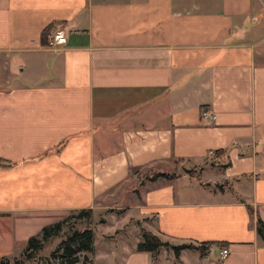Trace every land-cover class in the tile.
<instances>
[{
    "label": "crops",
    "instance_id": "1",
    "mask_svg": "<svg viewBox=\"0 0 264 264\" xmlns=\"http://www.w3.org/2000/svg\"><path fill=\"white\" fill-rule=\"evenodd\" d=\"M83 208L92 264H264V0H0V257Z\"/></svg>",
    "mask_w": 264,
    "mask_h": 264
},
{
    "label": "trees",
    "instance_id": "2",
    "mask_svg": "<svg viewBox=\"0 0 264 264\" xmlns=\"http://www.w3.org/2000/svg\"><path fill=\"white\" fill-rule=\"evenodd\" d=\"M191 169H186L190 171ZM191 172V171H190ZM177 175L176 171L172 172H155L149 179H155L159 176L172 178ZM91 209H80L79 214L83 215L86 220V225L78 228L75 226H68V229L63 234L64 237L60 238L58 244L50 252L48 263L49 264H92L91 259L87 256L86 252L91 251L93 247V229L91 227L90 213ZM65 219L56 220L53 223L44 225L40 232L35 235H30L27 238L25 247L22 250V257H14L10 260L6 256L0 257V264H23V259H35L37 253L44 247V243L59 235ZM257 232L264 237V222L257 219L256 222ZM166 247L171 248L175 255H178L180 249L185 247H200L192 242H183L174 244L167 240H162L159 236L151 231L141 228V238L136 244L137 250L151 251L153 256L159 249Z\"/></svg>",
    "mask_w": 264,
    "mask_h": 264
},
{
    "label": "rangeland",
    "instance_id": "3",
    "mask_svg": "<svg viewBox=\"0 0 264 264\" xmlns=\"http://www.w3.org/2000/svg\"><path fill=\"white\" fill-rule=\"evenodd\" d=\"M181 164H182V162H179V163L177 162V167H178L177 169L178 170L182 169L181 167H183V165H181ZM191 168L194 169L193 167H191ZM196 168L198 169L199 167H196ZM151 173L152 172H146L144 170H142V171L138 170L136 172H131L130 179L129 178L128 179L131 180L132 178H134V176L135 177L138 176V177H141V178H145L148 175H150ZM111 210H109V211H111ZM79 212H80V210L69 211V212H67L66 215H64L63 217L58 219V220L65 219L64 225L62 226V229H61L59 235L55 236L54 238H51V239L47 240L44 243V247L37 253L35 259H23V264H49L48 263V258H49L50 252L58 244V241L60 240V238L64 237L63 234L68 229V226H75V227L81 228V227L86 225V220H85L84 216L80 215ZM90 213H91L90 221L92 222L93 221V219H92V217H93L92 215L93 214H92L91 211H90ZM96 219H98V218H96ZM39 223H40L39 221H35V223H32L30 228H27L26 231L29 232V231H35V230L39 229V228H37ZM3 253H6L5 256L8 257L10 260H12L14 257L23 258L22 255H21L22 250H18L16 252L5 251ZM89 259H91V258L89 257Z\"/></svg>",
    "mask_w": 264,
    "mask_h": 264
},
{
    "label": "built area",
    "instance_id": "4",
    "mask_svg": "<svg viewBox=\"0 0 264 264\" xmlns=\"http://www.w3.org/2000/svg\"><path fill=\"white\" fill-rule=\"evenodd\" d=\"M65 41H66V36H65L64 31L62 29H56L49 36L46 46H49L51 48H58L60 45L65 43ZM201 117L203 119L213 120L215 118V114L203 108L201 110ZM228 253H229V249L227 246L221 247L219 249V258L223 259Z\"/></svg>",
    "mask_w": 264,
    "mask_h": 264
},
{
    "label": "bare ground",
    "instance_id": "5",
    "mask_svg": "<svg viewBox=\"0 0 264 264\" xmlns=\"http://www.w3.org/2000/svg\"><path fill=\"white\" fill-rule=\"evenodd\" d=\"M191 171V170H190Z\"/></svg>",
    "mask_w": 264,
    "mask_h": 264
}]
</instances>
